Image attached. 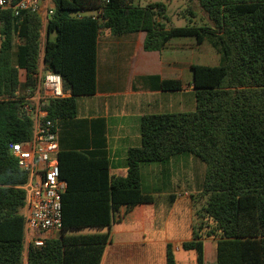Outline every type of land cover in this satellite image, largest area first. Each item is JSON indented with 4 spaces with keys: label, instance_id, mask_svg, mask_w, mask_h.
Instances as JSON below:
<instances>
[{
    "label": "trees",
    "instance_id": "16d2710c",
    "mask_svg": "<svg viewBox=\"0 0 264 264\" xmlns=\"http://www.w3.org/2000/svg\"><path fill=\"white\" fill-rule=\"evenodd\" d=\"M196 1L210 24L169 28L163 2L141 6L133 0H58L46 24V33L56 36L45 37L44 44L41 13L2 14L0 264H101L111 226L135 207L156 203L153 195L143 192L141 167L184 153L206 164V203L199 212L198 230L202 238H218L217 264H264V0ZM84 10L95 15L72 16ZM101 29L115 36L144 32L146 51H161L176 38H193L200 44L212 37L223 60L218 65H191L194 112L142 117L141 145L129 148L125 176L109 174L105 149H64L59 143L60 178L67 183L62 229L43 247L30 245L25 257L23 186L29 176L9 146L32 139L33 121L24 111L26 97L13 95L17 71L9 65L8 53L16 43V63L26 71L27 88L36 86L40 68L62 77L63 92L69 96L51 99L45 106L57 130L61 122L76 117L77 97L96 92ZM182 87L178 80H163L158 86L164 91ZM85 229L107 231L80 232ZM199 238L197 234L183 247L197 250L198 264H203ZM167 264H176L169 248Z\"/></svg>",
    "mask_w": 264,
    "mask_h": 264
},
{
    "label": "crops",
    "instance_id": "0c3cea01",
    "mask_svg": "<svg viewBox=\"0 0 264 264\" xmlns=\"http://www.w3.org/2000/svg\"><path fill=\"white\" fill-rule=\"evenodd\" d=\"M51 34L55 39L56 34H47L43 23V44ZM144 39V32L115 36L109 29H101L97 40L96 92L77 97L76 117L61 122L56 130L58 143L64 149H105L110 175H126L128 150L141 145L143 116L177 113L181 102L176 103L175 96L194 93L191 65L196 60L183 51L181 41L176 38L161 51H146ZM16 54L14 43L8 53V63L17 71L13 95L23 97L27 89L26 71L18 68ZM163 80L181 81L183 87L178 91L160 90L158 86ZM154 164H144L141 174L143 192L153 195L156 203L135 207L121 216V222L111 226L110 242L101 264H167L168 248L176 264H198L197 250L183 247L194 241L197 234L203 264H217L219 240L213 236L202 238V232L196 230L195 198L175 193L164 184L165 180L153 173ZM170 182H176V178L170 175ZM205 203H201V208ZM26 212L25 207V215ZM124 212L123 208L121 213ZM88 230L86 233L107 231ZM58 237L50 234L48 238Z\"/></svg>",
    "mask_w": 264,
    "mask_h": 264
},
{
    "label": "built area",
    "instance_id": "2783aa9c",
    "mask_svg": "<svg viewBox=\"0 0 264 264\" xmlns=\"http://www.w3.org/2000/svg\"><path fill=\"white\" fill-rule=\"evenodd\" d=\"M58 0H0V31L2 14L8 10L13 16L22 12L41 13L46 26L55 12ZM1 52V41H0ZM24 111L33 121L32 139L26 144L11 143V154L21 170L28 173L23 186L25 198V254L28 247L41 248L50 234L59 235L62 229V195L67 183L60 178L56 154L59 151L57 132L45 106L51 99L66 97L62 77L41 68L36 86L26 89Z\"/></svg>",
    "mask_w": 264,
    "mask_h": 264
},
{
    "label": "rangeland",
    "instance_id": "374dc122",
    "mask_svg": "<svg viewBox=\"0 0 264 264\" xmlns=\"http://www.w3.org/2000/svg\"><path fill=\"white\" fill-rule=\"evenodd\" d=\"M135 5L146 6L150 3L163 2L167 4V17L169 19L168 27H190L191 25L202 26L205 23L210 24L208 15L201 9L196 0H172L169 3L166 0H133ZM193 12V15L190 14ZM95 15L93 11H74L73 17ZM50 39H54V35H50ZM180 40L183 51L190 53L196 64L218 65L222 63L223 55L220 51L219 44L212 37H205L202 43H197L193 38H182ZM185 53V54H186ZM180 95V96H179ZM176 103L181 102L177 113H191L196 110L195 94L184 93L177 94ZM153 173L162 178L164 184L172 187L175 193H180L195 198V212L199 214L201 203L206 201V197L202 194L203 183L206 172V164L200 158L190 153H184L172 157L164 163H156ZM170 175L176 178V182H170ZM195 213L193 220L195 221L196 230L198 229V215ZM97 230V229H96ZM88 229L81 230V233L88 232ZM99 231V230H97Z\"/></svg>",
    "mask_w": 264,
    "mask_h": 264
}]
</instances>
